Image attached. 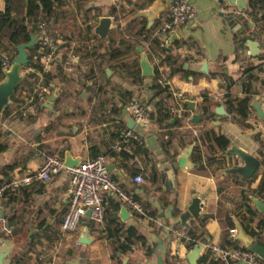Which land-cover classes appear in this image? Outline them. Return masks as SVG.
Masks as SVG:
<instances>
[{
    "label": "crops",
    "instance_id": "crops-1",
    "mask_svg": "<svg viewBox=\"0 0 264 264\" xmlns=\"http://www.w3.org/2000/svg\"><path fill=\"white\" fill-rule=\"evenodd\" d=\"M154 1L161 11L151 18ZM171 1L57 0L45 26L59 43L58 59H54L49 72L53 84L50 91L57 89L58 93L51 109L42 102L21 116L15 110L26 98L31 83L26 75L17 83L11 102L0 116V182L36 170L44 153H54L61 161L64 152L78 161L102 154L106 163L113 164L110 177L134 195L146 217H137L126 208L128 217L121 220L117 213L122 203L105 193L108 211L100 223H91L85 215L80 218V222L86 219V235L92 240L78 243L80 222L74 230L60 229L68 182V172L60 168L44 181H30L4 193L0 252L8 253L2 264H173L174 259L186 264L189 249L177 234L188 225L195 234H202L204 241L221 245L231 243L228 230L235 231L237 224L245 232L251 229L262 236V229L256 225L260 220L264 223V217L251 197L258 198L253 193L264 179V118L255 116L250 103H260L264 115V17L258 18L264 15V0H256L253 6L249 0H188L194 18L175 26L167 35L156 34L159 18ZM3 4L0 0V10ZM228 11L243 13L251 22V27L243 25L237 31L244 38L235 34L237 24H227L223 15ZM101 16L110 18L104 37L93 30ZM141 25L152 43L147 51H141L149 66L156 61L148 76L141 74L140 53L136 50L141 46ZM247 39L258 42L255 54L248 53ZM129 46H136L135 50ZM111 47L118 54L109 58ZM88 50L93 54L85 53ZM68 54L72 55V66L67 71L63 60ZM120 59L137 60L139 81L116 66ZM158 71L163 73L168 88L181 97L160 99L178 123L156 126L150 119L146 130L133 125L132 129L142 135L141 144L129 143L122 150L123 158L111 156L109 145L127 128L126 101L134 98L151 109L155 99L153 73ZM242 98L247 99L244 115L238 113L236 105ZM186 99L194 103L192 110L183 103ZM216 105L222 106L223 114L213 111ZM192 113L199 115L198 121H190ZM217 135L227 139L225 149L232 144L258 159L248 178L224 172L240 163L234 154L207 150L205 144ZM179 156L184 162L180 167L176 162ZM135 174L142 177V182L132 180ZM198 192H204L198 216L188 217L187 226H183L178 214L188 205L192 193ZM258 199L264 202V198ZM113 204L117 205L115 209ZM202 215L205 218L198 225L196 219ZM108 219L133 226L143 241H134L130 250L121 253L101 231ZM232 243L241 245L234 239ZM205 252L201 246L198 256Z\"/></svg>",
    "mask_w": 264,
    "mask_h": 264
},
{
    "label": "built area",
    "instance_id": "built-area-1",
    "mask_svg": "<svg viewBox=\"0 0 264 264\" xmlns=\"http://www.w3.org/2000/svg\"><path fill=\"white\" fill-rule=\"evenodd\" d=\"M194 15L195 11L188 0H172L159 18L155 33L167 35L175 26L193 19ZM34 32L37 34L35 39L36 46L31 52L30 62L28 61L20 69L22 78L23 75H26L31 83V88L26 98L15 110L21 116H26L34 111L37 106L41 105L47 93L52 89V81L47 75H49L51 66L54 63V57L59 52V43L47 32L44 20L36 19ZM140 45L147 51L149 38L141 37ZM162 45L165 46L163 42ZM2 65L3 67L9 65L7 58L2 60ZM71 66L72 55L68 54L63 60V69L68 71ZM155 66L156 61L150 62L151 68ZM154 82L166 86L170 95L181 98L177 92L168 88V83L164 80V75L161 71H158L155 75ZM177 104H180L179 101ZM125 110L134 125L142 130H146L150 126V108L148 106L140 104L134 98H129L125 103ZM132 142L141 144L142 135L132 128H125L119 133L114 142L109 145V149L113 152H119ZM60 168H64L68 172L66 186L67 206L60 220V229L62 231L74 230L79 225L80 218L84 216L86 209H89V214L86 216L89 221L94 224L100 223L107 205L105 193L114 195L122 205L137 217H146L141 203L131 193L124 191L110 177L106 167L105 156L102 154L85 157L77 161L74 166L67 167L62 164L56 154L44 153L36 170L0 182V206L2 197L7 191H11L20 185H25L30 181H44L50 174L56 173ZM132 180L142 182L143 179L140 175L135 174L132 176ZM2 229L7 231V228L3 225ZM233 231V228L228 230L231 238ZM177 237L180 240L183 237L186 238L182 233H178ZM230 242V244L226 245L210 241L202 242V246L207 252V260L217 264H263V259L253 251L242 245L232 243L233 238L230 239Z\"/></svg>",
    "mask_w": 264,
    "mask_h": 264
},
{
    "label": "trees",
    "instance_id": "trees-1",
    "mask_svg": "<svg viewBox=\"0 0 264 264\" xmlns=\"http://www.w3.org/2000/svg\"><path fill=\"white\" fill-rule=\"evenodd\" d=\"M3 9L0 10V52L2 55L0 56V79L2 78L1 69L3 67L2 60L4 58H7L9 63L11 60V57L15 54V48L14 45L19 42H24L28 39L29 35L31 33H34V23L37 18H40L44 20L45 22L48 21V18L52 16V11L54 6L57 5V0H3ZM256 2V0H249V4L253 6V3ZM16 8H19V10H16ZM15 11L16 13L13 14L12 12ZM264 15H260L258 18H263ZM252 33L255 34V28L252 29ZM50 36L51 33H49ZM138 34H140V37H147L148 32L144 28V25H141L138 31ZM151 43V42H150ZM149 43V44H150ZM140 44V43H138ZM152 44V43H151ZM36 46V43L28 50V61L30 62V55L34 47ZM136 46H129V49L131 48L133 51L135 50ZM125 48H128V46L125 45ZM85 53L92 55V51L88 50ZM118 53L115 51V48H110L108 52V57H114ZM116 66L124 71L128 76H130L134 81H139L141 76L139 75V67L136 59L129 60V61H117ZM155 76L156 73H153ZM49 77V75H47ZM86 77V76H85ZM152 88L154 89L153 97L155 98L151 102V121L152 124L156 126H160L161 124L167 125V124H177L178 120L173 117V115L164 109V107L161 104V97L163 96H170V93L166 86L160 85V84H152ZM17 88V86H16ZM15 88V89H16ZM237 111L241 115H244L245 108L247 106V99L242 98L237 101ZM7 107L3 110V114L5 113V110ZM20 116V115H19ZM171 120V121H170ZM228 141L223 135H217L208 140V143L205 144V147L210 152L220 151L223 152L225 150V147L227 145ZM1 148V147H0ZM109 154L111 156H119L120 158L124 157L123 151L119 152H113L110 151ZM261 192H264V179H262L258 186L257 191L253 193L258 198H264ZM264 194V193H263ZM133 195V194H132ZM252 196V195H250ZM134 197V195H133ZM247 199L248 198H244ZM112 209H115L117 207L116 204L111 205ZM245 209L248 211H252V209L248 205H244ZM107 207L105 208V212H107ZM104 217V216H103ZM9 218V217H8ZM205 216L198 217L197 224L201 225ZM107 224L101 231L104 233L105 237L110 240L111 244H113L121 253H124L128 250H130V247L134 241H139L140 243L143 241V236L136 232L135 228L131 225H119L117 223H114L113 219H108ZM227 221L230 223V219L227 216ZM256 228L262 229V236H258L256 234V231H253L251 229H246V232L253 237L254 241L259 244H264V223H261V220L258 221ZM182 234L186 238H182V242L184 243V246L186 249H190L194 244L199 242H205L204 237H202V234H195L193 231V227L191 225H188L187 227H184L182 230ZM146 253H149V249L146 248ZM207 252L205 254H200L198 258L196 259V264H217L212 261H209L206 259ZM173 264H178L177 260L174 259L172 261ZM185 264V263H184ZM187 264V263H186Z\"/></svg>",
    "mask_w": 264,
    "mask_h": 264
},
{
    "label": "water",
    "instance_id": "water-1",
    "mask_svg": "<svg viewBox=\"0 0 264 264\" xmlns=\"http://www.w3.org/2000/svg\"><path fill=\"white\" fill-rule=\"evenodd\" d=\"M150 11L152 12L151 18L154 16V14H157L161 11V8L158 6V1L152 2V6H150ZM222 14V13H221ZM223 15V14H222ZM223 17L227 21V24H231V26H234L237 24V27L234 29L235 34L239 38H244L245 35L242 33H238L239 27L241 28L243 25H246L247 27H251V22L248 21V19L245 18V15L240 12H233L228 11L225 12ZM110 23V18L107 16H101L98 19L97 24L94 26L93 30L96 35L99 37H104L105 33L107 31V28ZM36 33H31L28 37V39L24 42H19L14 45L15 48V54L11 57L10 63L7 67H3L1 69L2 78L0 79V116L2 113V110L11 102L10 97L13 94L14 89L17 86V83L22 79V75L20 73L21 67L28 62V50L34 45L35 39H36ZM247 47H248V53L249 54H255L257 52V44L258 42L247 39L246 40ZM253 47V50L252 48ZM136 50L140 53V59H139V67L141 69V74L144 76H148L152 73L151 67L148 65V61L146 59V56L144 52H142V47L137 46ZM56 57H54L55 59ZM58 58H56L57 60ZM205 63H202V66H204ZM58 93V90H52L48 93V95L45 97V100L43 101L42 105L45 108L51 109L52 103ZM83 94V93H81ZM183 103L192 110L194 107V103L190 100H184ZM250 105L255 110V116L258 118H264L263 111L261 110L260 103L258 102H251ZM213 111L216 114H223L224 111L222 109L221 105H216L213 108ZM199 113H202L201 107H199ZM149 117L151 119V114L149 113ZM199 115L196 113H192L190 116L191 122H196L199 120ZM126 127L132 128L133 121L129 118H125ZM224 153L228 154H234L239 160L240 163L231 167H227L224 169L225 173H236L240 176L241 179L248 178L256 168L258 164V159L251 155L250 153L230 144L225 150ZM78 161L77 159H73L70 157V155L67 152H64L62 164L67 167H72L76 164ZM177 165L180 167L183 165V156H179L176 159ZM107 171L111 172L114 171L113 164L111 162L106 163ZM204 192H198V193H192L190 202L185 207L184 210H182L178 214V220L181 225L187 226L186 219L188 217H197L199 212V199L202 198ZM251 201L255 207V209L261 213V215L264 217V202L259 200L256 197H251ZM2 209H0V217H1ZM89 209H86L84 212L85 216H88ZM128 211L124 205H121L119 207L117 216L121 220H125L128 217ZM78 237L77 242L81 244H88L92 238L88 237L86 235V219L84 218L78 227ZM232 238L236 241H238L243 247L248 248L249 250L256 253L260 258L264 260V244H259L254 241L253 237L250 236L247 232H245L240 225H236L235 231L233 233ZM202 246L201 243L194 244L185 254L186 260L188 264H196V258L198 256V252ZM7 251H1L0 252V264H2V259L7 255ZM157 257V256H156ZM157 257V262H158Z\"/></svg>",
    "mask_w": 264,
    "mask_h": 264
}]
</instances>
